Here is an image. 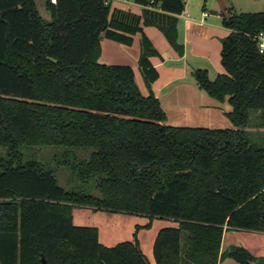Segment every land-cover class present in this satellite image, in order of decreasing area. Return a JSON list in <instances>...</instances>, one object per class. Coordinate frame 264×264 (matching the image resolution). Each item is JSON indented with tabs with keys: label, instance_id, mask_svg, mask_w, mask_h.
I'll use <instances>...</instances> for the list:
<instances>
[{
	"label": "trees",
	"instance_id": "trees-1",
	"mask_svg": "<svg viewBox=\"0 0 264 264\" xmlns=\"http://www.w3.org/2000/svg\"><path fill=\"white\" fill-rule=\"evenodd\" d=\"M133 1L142 14L46 0L48 22L35 0H0V264H149L136 235L106 246L97 227L76 225V206L177 221L158 231L157 264H264L241 245L223 248L226 231L264 232V8L224 13L225 71H194L200 89L231 107L233 126L210 128L168 124L151 90L159 52L144 26L183 55L186 0ZM138 33L149 95L130 65L99 61L102 37L132 45Z\"/></svg>",
	"mask_w": 264,
	"mask_h": 264
},
{
	"label": "crops",
	"instance_id": "crops-1",
	"mask_svg": "<svg viewBox=\"0 0 264 264\" xmlns=\"http://www.w3.org/2000/svg\"><path fill=\"white\" fill-rule=\"evenodd\" d=\"M111 3L113 7L130 10L137 14H142L143 10L146 9L145 6L135 3L133 0H112ZM38 7H39L40 15L46 21L50 22L52 20L50 12L46 10L45 6L43 7V9H41L40 6ZM199 8L200 9L198 10L197 14L193 15V12L189 11L186 4V8L184 12L178 15V24H177L178 41L184 45L183 55H179V53L173 48V46L169 43L163 32L157 26L154 25L144 26L145 34L149 37L154 47L159 52L158 56H151L150 58L153 65L159 71V78L152 83L151 90L154 93V95L161 100L162 106H163L162 101L166 100V96L170 93V91H174L175 89H178L188 83H190L191 86L193 85L196 88H199L194 76V71H195L194 69H197L195 67L200 68V67H208V66H206L205 61L197 62V63L191 62L190 57L193 51L195 50L196 45L202 51H205L206 47L211 44V41L209 40H215L213 31L219 27V24L210 20L211 16L222 18V15L225 13V9L226 8L235 9V5L233 0H214V2L210 4V7L207 6V3L205 2L204 4L199 6ZM228 34H229V30L225 33V35L227 36ZM140 40H141V34L139 33L134 36V41L132 45H125L107 39L105 37H102L100 43L101 55L99 57V61L101 63L109 64V65L110 64L130 65L135 71L136 82L141 92L144 95H149L150 90L147 88L144 79H142L139 68V58L141 54ZM200 41H202V44ZM221 46L222 43L220 44V52H221ZM194 53L202 55L204 52L197 53L194 51ZM203 57H201V59L205 60L208 59L209 56L204 54ZM220 58H221V53H220ZM192 78H194V80H192ZM219 103L220 102H218L217 105H215V103H213L214 105L212 104L211 105L217 111H220L222 109L223 114L221 116H226V113L231 108H228L229 105H227L228 103L226 102L220 103V105H218ZM224 103H226L225 106L222 105ZM199 123H204L207 125L208 122L207 119L203 117ZM192 127H197V125ZM203 127H208V126H203ZM76 207L74 208L75 209L82 208L86 212V214L84 215H78L79 217L78 221H75L73 219V222H75L76 225L77 224L81 225L85 221V219L83 218L84 217L87 218V216L90 215V213L87 212L88 211L93 212L94 209L88 206H76ZM103 212L104 214L106 213L108 215L113 213H119V212H107V211H103ZM119 214L122 215L121 221L123 225H121V228L127 229L128 232L127 235L133 234L136 230L137 232L138 231L140 232V229L147 225V221L149 218L148 216L145 215H131L125 213H119ZM119 230L120 228L114 229L113 233L111 232L108 233L111 234L109 235V239L111 241L113 239H120L121 234H119ZM226 232L224 233V237H223V248H224ZM99 237H100V232H99ZM126 240H133V239L126 238ZM245 246L248 247L251 251H253L257 255H264L263 245L261 246L259 245V247L257 246L255 247V245L247 244ZM230 260L232 259H227L222 264H237L235 261H230Z\"/></svg>",
	"mask_w": 264,
	"mask_h": 264
},
{
	"label": "rangeland",
	"instance_id": "rangeland-1",
	"mask_svg": "<svg viewBox=\"0 0 264 264\" xmlns=\"http://www.w3.org/2000/svg\"><path fill=\"white\" fill-rule=\"evenodd\" d=\"M207 3V6L210 7V4L214 2V0H186L187 7L190 12H193V15H196L198 10L204 3ZM235 5V10L239 12H260L264 8V0H233ZM36 8L39 11V7L43 9L46 4L45 0H35ZM230 8L225 9V14H228ZM47 10V8H46ZM48 11V10H47ZM210 20L219 24V27L216 28L214 33L215 40L211 41V44L206 47L205 51H202L197 45L195 47V52L200 53L204 52L202 55L192 53L191 62H204L208 67H200L201 69H206L208 75L211 79H214L218 74L224 72V67L221 63L220 58V44L222 43L223 38L226 36L225 33L228 31L222 24V18H217L216 16H211ZM202 44V41H200ZM205 55H208V59H201ZM205 58V57H203ZM199 68V67H195ZM195 70V69H194ZM141 73V72H140ZM143 79V76L141 74ZM191 79V78H190ZM194 80V78H192ZM184 85V84H183ZM196 88L195 86H191L190 83L175 89L174 91H170V93L166 96V100H163L164 111L167 115V123L174 126H196L203 127L208 126L210 128H227L232 127L229 118L227 116H221L222 109L217 111L212 105L215 103L217 105V101L210 97L206 91L203 89ZM212 104V105H211ZM226 103L222 104L225 106ZM220 105V103L218 104ZM221 105V107H222ZM229 105V104H227ZM228 108H231L230 105ZM205 117L207 119V125L204 123H199L202 118ZM255 133H260L258 130H254ZM264 138V136H261ZM253 140H258L255 136ZM261 143V140H259ZM51 150L45 152V156L49 158ZM32 156H35L34 153ZM38 159V158H36ZM58 181L59 184L68 187L67 184V174L66 172H58ZM66 187V188H67ZM77 208V207H76ZM84 223L81 224L83 226H95L98 228L100 232V242L106 246H113L115 243L126 240V238L134 239L135 235L139 241L140 247L147 257L149 264H157L156 259L153 254V245L155 238L158 234V231L165 226H178V222L167 217H152L148 218L146 227L140 229V232L136 230L131 235H127V229L121 228V214L113 213V214H104L103 211L93 210ZM86 214L85 210L82 208L72 210L73 219L78 221V215ZM75 223V222H74ZM76 224V223H75ZM94 224V225H92ZM79 225V224H77ZM119 234H121L120 239H113L112 241L109 239V232L113 233L114 229H118ZM138 229V228H137ZM264 232L254 231V230H229L226 232L224 248L229 245H241L247 248L253 255L257 257H262L264 255H257L253 251H251L245 245H255V247H259V245L264 246ZM234 261V260H230ZM237 263V262H236ZM238 264V263H237Z\"/></svg>",
	"mask_w": 264,
	"mask_h": 264
},
{
	"label": "built area",
	"instance_id": "built-area-1",
	"mask_svg": "<svg viewBox=\"0 0 264 264\" xmlns=\"http://www.w3.org/2000/svg\"><path fill=\"white\" fill-rule=\"evenodd\" d=\"M51 1H52V3H56L57 2V0H51ZM111 1L112 0H105L106 3L111 2ZM259 37H260V50H261V52H263V49H264V32H262L259 35Z\"/></svg>",
	"mask_w": 264,
	"mask_h": 264
}]
</instances>
